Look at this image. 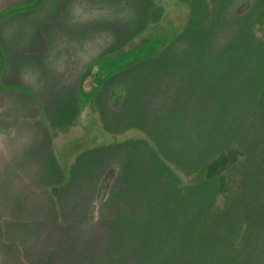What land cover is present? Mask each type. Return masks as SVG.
<instances>
[{"label":"rangeland","instance_id":"obj_1","mask_svg":"<svg viewBox=\"0 0 264 264\" xmlns=\"http://www.w3.org/2000/svg\"><path fill=\"white\" fill-rule=\"evenodd\" d=\"M0 264H264V0H0Z\"/></svg>","mask_w":264,"mask_h":264},{"label":"trees","instance_id":"obj_2","mask_svg":"<svg viewBox=\"0 0 264 264\" xmlns=\"http://www.w3.org/2000/svg\"><path fill=\"white\" fill-rule=\"evenodd\" d=\"M100 77H103L102 73L100 71H96L95 79L98 80ZM120 98H121L120 87H114V89L112 90L111 102L113 104H118L120 101ZM113 172H114L113 169L109 170L107 174L105 175V177L103 178V180L101 181L99 185V189H98V195H97L99 199H102L105 197L109 181L111 180L113 176Z\"/></svg>","mask_w":264,"mask_h":264},{"label":"crops","instance_id":"obj_3","mask_svg":"<svg viewBox=\"0 0 264 264\" xmlns=\"http://www.w3.org/2000/svg\"><path fill=\"white\" fill-rule=\"evenodd\" d=\"M111 169H113V168H110L109 170H111ZM109 170H108V171H109ZM108 171H107V172H108ZM113 171H114V169H113ZM107 172H106V174H107ZM106 174H105V175H106ZM105 175H104V177H105ZM113 175H114V172H113ZM104 177H103V178H104ZM112 177H113V176H112ZM111 179H112V178H111ZM102 180H103V179H102ZM102 180H101V181H102ZM110 181H111V180H110ZM110 181H109V184H110ZM100 183H101V182H100ZM109 184H108V187H109ZM107 189H108V188H107ZM97 197H98V196H97Z\"/></svg>","mask_w":264,"mask_h":264}]
</instances>
